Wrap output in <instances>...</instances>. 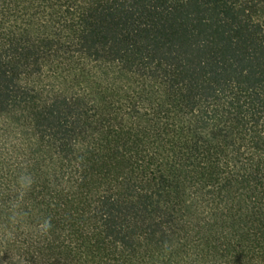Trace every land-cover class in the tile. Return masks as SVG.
Wrapping results in <instances>:
<instances>
[{"label":"trees","instance_id":"trees-1","mask_svg":"<svg viewBox=\"0 0 264 264\" xmlns=\"http://www.w3.org/2000/svg\"><path fill=\"white\" fill-rule=\"evenodd\" d=\"M0 264H264V0H0Z\"/></svg>","mask_w":264,"mask_h":264},{"label":"clouds","instance_id":"clouds-1","mask_svg":"<svg viewBox=\"0 0 264 264\" xmlns=\"http://www.w3.org/2000/svg\"><path fill=\"white\" fill-rule=\"evenodd\" d=\"M16 183L18 185L17 195L13 200H10L8 202V212L10 213L8 219L12 223H16L18 221V218L21 216V213L18 211L20 208V204L23 200L24 195H26L27 191L30 190L34 181L31 174L27 171H24L18 175ZM51 227L52 225L50 218H45L39 225V229L43 234H47L50 231Z\"/></svg>","mask_w":264,"mask_h":264}]
</instances>
